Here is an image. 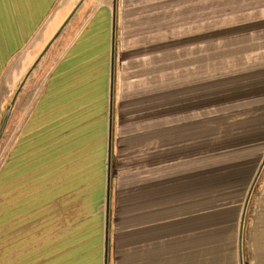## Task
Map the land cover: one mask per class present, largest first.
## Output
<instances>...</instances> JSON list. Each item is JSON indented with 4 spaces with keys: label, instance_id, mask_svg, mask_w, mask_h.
Returning <instances> with one entry per match:
<instances>
[{
    "label": "crops",
    "instance_id": "0c3cea01",
    "mask_svg": "<svg viewBox=\"0 0 264 264\" xmlns=\"http://www.w3.org/2000/svg\"><path fill=\"white\" fill-rule=\"evenodd\" d=\"M190 105L203 107L175 116V0H0V127L9 107L17 123L0 170L6 217L24 203L50 228L37 243L1 231L0 264H175L176 207L190 217L211 169L247 186L241 242L258 135L229 139L215 96Z\"/></svg>",
    "mask_w": 264,
    "mask_h": 264
},
{
    "label": "trees",
    "instance_id": "16d2710c",
    "mask_svg": "<svg viewBox=\"0 0 264 264\" xmlns=\"http://www.w3.org/2000/svg\"><path fill=\"white\" fill-rule=\"evenodd\" d=\"M184 18L197 25L190 33L175 34V83L199 82L200 90L204 86L217 88L205 93L195 86L190 94L199 91L201 99L214 93L221 105L216 113L233 120L222 123L227 126L229 139L233 130L250 132L251 126H263L264 0H175V26ZM202 22L206 24L201 26ZM207 72L211 73L205 75ZM188 96L176 99L178 107L182 102L189 107ZM214 113L209 108L199 112L209 116ZM262 141L258 138L259 159L263 155ZM223 170L206 172L212 173L213 181H205L206 186L196 190L194 200L185 203L190 217H177L183 209L181 203L176 207L175 264H238V221L247 186L238 192L235 185L215 183L217 177L221 182L226 179L229 172ZM216 244H222L219 261L211 258L215 256L211 246Z\"/></svg>",
    "mask_w": 264,
    "mask_h": 264
},
{
    "label": "rangeland",
    "instance_id": "374dc122",
    "mask_svg": "<svg viewBox=\"0 0 264 264\" xmlns=\"http://www.w3.org/2000/svg\"><path fill=\"white\" fill-rule=\"evenodd\" d=\"M178 5V4H176ZM215 20H212V22ZM192 22V21H191ZM206 22H202L200 25H205ZM217 24H220L219 21H217ZM197 23H187L185 18L179 19L176 21L175 26V34L181 33L182 35L190 33L193 31L194 26H196ZM183 29L181 32L180 30ZM214 66H211L213 68ZM216 70L213 69L211 72L214 74ZM207 72L205 73H211ZM264 74V73H263ZM211 78V77H210ZM187 80V79H185ZM189 80V79H188ZM216 80V78L212 77V81ZM205 82V81H204ZM202 85L201 83L196 82H190V83H175V116L176 114H179L180 116L186 117L188 114H190V109L194 108V105H190L189 107H184V103H180L179 107L176 103L177 98H183L181 96H186L187 93L190 95L188 98L195 99L197 101L200 99L199 91H195L194 94H190V90L193 89L195 86L198 87ZM217 88H213L211 90L209 89H203L200 91H203L205 93H210L215 91ZM224 91V90H223ZM215 95L209 94L204 95L203 98H213ZM201 98V99H203ZM188 105V103H187ZM180 109L182 110V114H180ZM185 109H187V113L185 114ZM7 112L10 115V119L7 120L6 123L1 124V127L3 125V129H0V170L2 167V164H6L8 160V152L11 148L12 142H13V135L15 134V131L17 130V123L11 121V109L10 107L7 108ZM17 118V117H16ZM181 120H184L182 117H180ZM16 121V120H15ZM253 132L254 134V144L256 142L255 136L258 135V138H260L262 143L264 144V125L261 126V124H256L254 126H251L250 133ZM251 144V141L249 142V145ZM259 147V146H258ZM264 159V148H263V155L260 159V164L262 163ZM26 178H23L21 182H24L23 186L21 187L22 196L26 194L27 190V181ZM20 187V186H19ZM11 188H8L7 182L0 181V232L5 231L6 228H15V226L18 227V231L20 230V239H22V242H41L42 240H45V238H49V232L50 228L45 227V221L43 224V220L38 218L40 214L43 213V209H36L35 211H31L28 213L26 211V204L22 203V207H20V216L21 218H11L6 217V206H11ZM38 204V203H37ZM28 213V214H27ZM30 215L31 223H28V216ZM53 224L51 225V231L53 232L54 229V220ZM49 223V220H46V225ZM33 228L32 232L30 229V236L27 233V227ZM49 226V225H48ZM29 236V237H28ZM2 238H6V235H1ZM28 237V238H27ZM21 241V240H20ZM20 242V243H22ZM238 243L241 244L243 247V263L242 264H264V166L262 167V170L260 172V175L257 179V182L255 186L253 187V191L250 197V201L248 203L245 219H244V226H243V234H242V240L241 242L238 240Z\"/></svg>",
    "mask_w": 264,
    "mask_h": 264
},
{
    "label": "water",
    "instance_id": "95a60500",
    "mask_svg": "<svg viewBox=\"0 0 264 264\" xmlns=\"http://www.w3.org/2000/svg\"><path fill=\"white\" fill-rule=\"evenodd\" d=\"M263 166H264V159H263L262 164H261V169L258 172V174H257V176H256V178H255V180L253 182L252 188L250 189V191L248 193V196L246 198V202H245L244 209H243V214H242V219H241V224H240V238L241 239H242V234H243V226H244V219H245V213H246V210H247V206H248V203L250 201V197H251V194H252V191H253V187L255 186V184L257 182V179H258V177L260 175V172H261Z\"/></svg>",
    "mask_w": 264,
    "mask_h": 264
}]
</instances>
